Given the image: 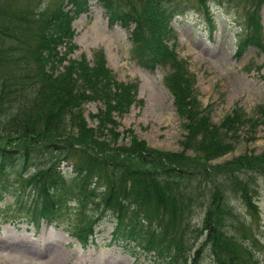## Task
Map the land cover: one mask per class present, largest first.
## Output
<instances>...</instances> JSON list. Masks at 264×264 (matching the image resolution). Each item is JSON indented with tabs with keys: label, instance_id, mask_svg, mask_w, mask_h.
Returning a JSON list of instances; mask_svg holds the SVG:
<instances>
[{
	"label": "trees",
	"instance_id": "16d2710c",
	"mask_svg": "<svg viewBox=\"0 0 264 264\" xmlns=\"http://www.w3.org/2000/svg\"><path fill=\"white\" fill-rule=\"evenodd\" d=\"M18 1L14 6L0 0V201L12 196L14 202L6 210L15 204L29 223H60L70 204L92 201L97 214L109 211L117 219L114 239H132L153 255L154 264H187L183 243L192 239L189 215L198 205L196 188L203 196L200 206L206 204L203 225L209 231L202 246L218 264L242 261L247 248L229 232L241 225L229 199L239 197L257 213L251 194L255 182L248 187L242 175L264 173V152L235 158L228 163L231 173H217L212 163L234 151L245 126L255 134L260 121H249L237 107L215 125L188 88L175 85L169 75L166 84L187 134L180 152L152 149L133 130L119 132L114 115L130 109L138 85L119 82L101 54L93 65L85 56L71 58L76 49L72 24L89 10L88 0H58L49 9L53 0ZM98 1L111 26L130 31L140 64L152 70L176 64L174 47L162 39L185 14L180 0H146L144 7L145 0ZM230 1L250 11L238 25L237 53L264 52L259 14L264 0ZM197 8L212 32L207 0H199ZM89 103L101 104L91 115L96 127L85 117ZM63 164L71 171L63 173ZM93 232L91 226L75 235L85 243ZM202 252L197 249L193 264H199Z\"/></svg>",
	"mask_w": 264,
	"mask_h": 264
},
{
	"label": "rangeland",
	"instance_id": "374dc122",
	"mask_svg": "<svg viewBox=\"0 0 264 264\" xmlns=\"http://www.w3.org/2000/svg\"><path fill=\"white\" fill-rule=\"evenodd\" d=\"M1 1L15 6V0ZM57 1L53 0L48 9ZM18 2L25 4V0ZM179 3L183 5L185 14L172 24L175 27L172 32L174 37L171 34L168 38L166 34L162 39L168 46L174 47L177 56L175 65L167 64L152 70L140 64L134 53L130 31L120 24L112 27L105 8L98 0H89V10L73 23L77 48L71 58L81 59L85 56L93 65L97 55L101 54L118 81L139 85L135 103L123 115H114L120 124L119 132L133 130L152 149L180 152L183 150L181 143L187 134L185 120L177 113L173 94L166 84L169 75L175 85L183 84L188 88L215 125H220L235 107H239L249 121L259 120L255 134L250 133L245 126L234 151L212 163L217 167V173H231L227 169L228 163L235 158L246 153L260 155L264 152V52L259 54L257 49L249 48L241 54L237 53L236 37L241 32L238 25L241 18L250 12L240 4L230 0H207L216 27L211 33L205 13L197 8L199 0H180ZM145 5L146 0L142 7ZM249 5L244 4L245 7ZM70 8L67 6V9ZM261 16L260 25L264 35V6ZM100 107L99 103L85 105V117L92 127H96L98 122L91 115L98 113ZM59 169L63 172L64 169L71 171L66 164ZM245 173L241 171L240 174ZM263 174L252 171L242 175L248 187L255 182L251 194L258 205L257 213L252 212L243 199L236 196L229 199L241 225L237 224L233 232L229 231L231 228L228 231L237 234L238 241L243 242L247 248V253L242 255V261L238 264H264ZM222 176L226 177V174ZM200 193L193 188L198 205L189 215L188 235L192 239L183 243L186 262L193 264V259L198 257L197 249H201L203 252L199 264H218L208 246H202L209 231L203 225L206 204L200 206L203 197ZM13 203V197L7 196L4 205L8 207ZM70 205L72 208L67 210V217L59 228H42L38 232L22 222L5 223L13 216L21 218L14 209L15 204L8 209L7 214L2 213L0 264H153L143 254L134 255L122 243L109 244L117 222L111 212L101 210L103 213L97 214V206L92 201L89 204L81 201ZM13 209L16 214H10ZM3 210V204H0V211ZM157 215L160 217L161 213ZM91 226L95 232V241L89 247H84L77 241L75 233L79 229L88 230ZM193 229L195 231L192 232Z\"/></svg>",
	"mask_w": 264,
	"mask_h": 264
},
{
	"label": "bare ground",
	"instance_id": "6f19581e",
	"mask_svg": "<svg viewBox=\"0 0 264 264\" xmlns=\"http://www.w3.org/2000/svg\"><path fill=\"white\" fill-rule=\"evenodd\" d=\"M11 244H14L15 245V243H12V242H11Z\"/></svg>",
	"mask_w": 264,
	"mask_h": 264
}]
</instances>
